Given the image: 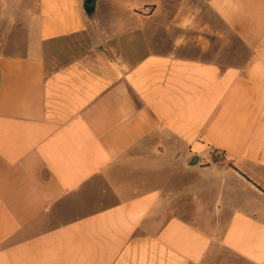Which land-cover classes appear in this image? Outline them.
<instances>
[{
	"label": "crops",
	"instance_id": "crops-1",
	"mask_svg": "<svg viewBox=\"0 0 264 264\" xmlns=\"http://www.w3.org/2000/svg\"><path fill=\"white\" fill-rule=\"evenodd\" d=\"M0 264H264V0H0Z\"/></svg>",
	"mask_w": 264,
	"mask_h": 264
},
{
	"label": "water",
	"instance_id": "water-1",
	"mask_svg": "<svg viewBox=\"0 0 264 264\" xmlns=\"http://www.w3.org/2000/svg\"><path fill=\"white\" fill-rule=\"evenodd\" d=\"M97 0H84V10L88 16H92L95 12ZM198 162L197 157H193L190 161V165H195Z\"/></svg>",
	"mask_w": 264,
	"mask_h": 264
}]
</instances>
